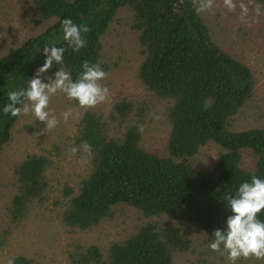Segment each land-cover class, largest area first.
I'll return each mask as SVG.
<instances>
[{"label":"trees","instance_id":"16d2710c","mask_svg":"<svg viewBox=\"0 0 264 264\" xmlns=\"http://www.w3.org/2000/svg\"><path fill=\"white\" fill-rule=\"evenodd\" d=\"M254 1L264 6V0ZM28 5L30 23L45 27L0 57V154L19 119L3 113L7 94L27 87L44 64L43 47L66 49L63 64L54 63L44 75L63 68L76 80L83 61L100 65L101 37L122 10L130 14L137 33L142 61L136 76L150 94L145 102L120 100L106 115L84 109L64 150L70 153L86 141L92 152H77V159L84 156L87 161L84 169L75 184L61 183L54 204L64 225L83 231L110 218L118 205L166 222L140 225L106 250L77 246L69 254L72 263L174 264L176 255L187 253L192 244L182 224L201 231V245L215 253L209 248L212 234L215 229L226 230L227 217L233 214L224 195L235 194L253 175L264 179V129H232L234 116L254 95L251 70L214 42L192 0H29ZM65 18L91 29L79 53L63 39ZM153 101L166 104L169 132L163 154L141 145L140 128L150 119ZM68 102L80 108L76 101ZM210 143L219 154L210 168H201L196 157ZM245 152L250 169L243 167ZM49 164L46 155L31 154L15 167L17 189L9 205L12 223L25 220L34 202L48 199ZM258 218L264 221V210ZM12 264L35 263L18 255ZM198 264L229 263L200 259Z\"/></svg>","mask_w":264,"mask_h":264},{"label":"rangeland","instance_id":"374dc122","mask_svg":"<svg viewBox=\"0 0 264 264\" xmlns=\"http://www.w3.org/2000/svg\"><path fill=\"white\" fill-rule=\"evenodd\" d=\"M29 0H0V57L9 48L21 45L26 39L39 34L45 27H34L30 23ZM249 8L247 20L239 19V3ZM237 8L229 12L222 0H215V6L201 15L211 31L216 44L232 57L240 60L250 70L254 80V95L234 116L232 129H264V6L254 0H236ZM260 5L259 16L255 7ZM251 24V26H249ZM101 68L108 74L101 81L109 89V99L92 109L96 114H108L112 106L120 101L145 102L150 94L137 79L136 73L142 57L137 42V33L132 28L127 10L118 12L101 37ZM43 79V77H42ZM47 82V80H44ZM50 109L60 118V124L52 131H46V125L33 115L19 116L11 130L10 141L0 154V264L18 255L31 259L35 264H73L69 254L77 246H96L106 250L110 244L126 239L140 225L150 222H166L164 218H144L133 208L118 205L113 208L110 218L99 222L88 230H78L64 225L59 218V207L54 198L61 183L75 184L84 169V163L68 150L66 138L76 130L78 120L84 109L69 104L63 93L51 98ZM71 108L79 118H70L65 123L61 113ZM150 119L140 128L141 145L144 149L163 154L169 132L166 117V104L163 101L152 102ZM57 148V149H56ZM219 148L210 143L203 147L196 157L201 168L208 169L219 154ZM31 154H43L49 157L47 179L50 183L46 200L34 202L28 217L18 224L11 222L9 205L16 193L13 172L15 167ZM243 167L250 169L252 163L249 154L244 153ZM176 223H173L175 225ZM184 234L192 241L187 253L178 254L174 264H198L200 259L216 262H228L226 255L219 252L209 253L202 246L204 236L201 231L186 224L180 225ZM240 264H264V260L255 258L241 259ZM229 263V262H228Z\"/></svg>","mask_w":264,"mask_h":264},{"label":"clouds","instance_id":"9594fccd","mask_svg":"<svg viewBox=\"0 0 264 264\" xmlns=\"http://www.w3.org/2000/svg\"><path fill=\"white\" fill-rule=\"evenodd\" d=\"M222 3L229 12L237 8L236 0H222ZM192 5L197 13H202L213 9L215 0H192ZM239 8V19L242 23H249L248 6L241 2ZM255 12L257 16L261 14L260 5H256ZM61 26L63 39L73 52L79 53L85 48V35L91 30L88 25H77L71 18H65L61 21ZM65 51L64 47L48 45L43 47L45 56L43 66L37 68L34 77L28 80L26 88L8 92L9 102L3 108L5 115L10 114L13 117L33 115L46 125L44 130L52 131L61 122L54 110L49 107L51 98L57 93H63L68 100L76 101L83 109H94L109 99V89L100 83L107 79L108 74L99 64L83 61L81 66L83 71L78 74L76 80H73L71 73L63 68H59L51 76L44 75L54 63L63 64ZM61 117L67 123L70 118H79V114L69 108L61 113ZM81 149L89 155L92 152V146L85 141L80 146H73L70 154L75 156ZM80 162L87 161L81 159ZM223 199L233 214L227 217L226 230H214L212 234L214 240L209 244L210 250L226 255L229 264H237L241 259L264 260V221L258 218L264 210V179L253 175L250 182H243L235 194L228 192ZM8 264H12V261L9 260Z\"/></svg>","mask_w":264,"mask_h":264}]
</instances>
